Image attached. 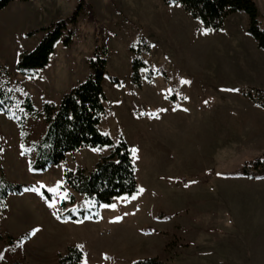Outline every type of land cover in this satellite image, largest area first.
<instances>
[{"label": "rangeland", "instance_id": "374dc122", "mask_svg": "<svg viewBox=\"0 0 264 264\" xmlns=\"http://www.w3.org/2000/svg\"><path fill=\"white\" fill-rule=\"evenodd\" d=\"M84 1L77 26L69 27L75 32L71 45L60 41L49 65L32 77L16 69L20 56L30 52L25 45L46 36L40 29L69 18L79 0H17L0 11V91L13 102L12 116L22 111L26 97L39 111L44 103L58 105L91 76L90 61L104 46L108 75L121 84L104 82L100 130L116 142L124 139L131 152L136 149L132 156L144 191L134 200H118L115 209L102 208L97 220L82 222L63 220L62 202L49 208L36 192L9 196L0 201L5 257L0 264H59L72 248L87 264L148 258L165 264H264V179L230 176L257 158L250 152L258 141L251 137L264 127V109L243 96L253 86L264 90V52L248 34V17L232 15L221 31L205 35L208 29L183 7L162 0ZM255 2L264 29V0ZM140 35L151 46L143 56L146 64L170 77L148 81L142 72L138 87L131 78L130 49ZM183 104L194 111L191 116L176 112ZM46 130L34 114H26L22 130L0 111V178L43 184L41 191L63 182L66 170H91L111 152L81 149L59 167L33 172L34 146ZM36 228L40 231L17 247Z\"/></svg>", "mask_w": 264, "mask_h": 264}, {"label": "trees", "instance_id": "16d2710c", "mask_svg": "<svg viewBox=\"0 0 264 264\" xmlns=\"http://www.w3.org/2000/svg\"><path fill=\"white\" fill-rule=\"evenodd\" d=\"M17 0H0V11L9 7ZM28 2L30 0H19ZM166 6H181L204 28L211 31H221L225 21L232 15L244 14L248 17V34L257 42L259 49L264 50V29L261 26L260 11L255 0H162ZM85 1L79 0L72 15L58 21L49 28H42L39 32H46V36L30 51L20 56L16 66L18 73L32 77L45 69L50 62L55 48L60 41L69 47L75 35L74 28L85 9ZM89 18L95 21L90 10ZM68 35L64 38V33ZM32 35V34H31ZM102 50V51H101ZM133 55L132 81L138 87L145 78L152 81L157 77L168 78L167 72L150 68L143 59L151 51L148 40L140 35L136 45L131 47ZM107 49L98 48L90 61L91 76L67 93L58 105L44 103L41 111L37 110L30 97H26L20 104L21 112L12 116L13 102L8 95L0 91V111L13 117L23 130L26 114H34L42 118L47 125L44 136L35 144V158L31 169L36 173H44L53 167H59L72 152L81 149L100 150L109 148L110 154L102 157L91 170L78 169L64 172L62 191L68 199L61 203L60 217L74 222L84 221L85 217L97 220L102 205H115L123 197L129 199L137 194L139 189L136 166L128 143L121 139L116 142L110 135L103 133L100 126L106 113L107 96L104 82L110 79L119 86L121 81L111 78L107 72ZM243 96L264 109V90L247 88ZM173 99V98H170ZM231 177L247 178L251 180L264 179V154L249 162L242 170L230 174ZM33 186L12 184L0 178V201H5L11 195H22L25 189ZM44 197L52 198L51 193L42 189ZM77 208L73 213L71 209ZM83 253L72 248L68 254L60 259L59 264H80ZM132 264H165L159 258L137 260Z\"/></svg>", "mask_w": 264, "mask_h": 264}, {"label": "snow or ice", "instance_id": "6c2138e0", "mask_svg": "<svg viewBox=\"0 0 264 264\" xmlns=\"http://www.w3.org/2000/svg\"><path fill=\"white\" fill-rule=\"evenodd\" d=\"M208 31L209 30H205L203 34H205V35L208 34ZM181 83L182 84H188L190 82L186 81V80H182ZM171 91L172 90L169 89V93ZM228 91H239V90L238 89H228ZM165 98H167V97H165ZM183 99H187V97H183ZM161 111H164V110L162 109ZM132 152L135 155L136 149H132ZM62 183H63L62 181L61 182H57V184L55 186L46 189L49 193H51V195H52L51 199H49L47 197H44V193L40 191L41 188H46V186L43 185V184H41L39 187H33V188H30V189H25V191L36 192L38 195H41V197L45 199V202L47 203L49 208L55 209L57 203L63 202L64 200L68 199L67 193L62 191ZM143 191H144V189H142V188L138 189L137 194L133 195L130 199H133V200L136 199L137 195L141 194ZM122 199L128 200L129 197H123ZM102 207H110V208L115 209L116 206L113 204V205H102ZM71 211L73 213H75V212L78 211V209L77 208H73V209H71ZM55 214L56 213L54 212V215ZM57 219H60L59 215H57ZM85 219H89V217L86 216ZM117 219H119V218H117ZM65 222H67V221H65ZM79 222H82V221H79ZM39 231H40V229H38V228L33 229L30 233L27 234V237L25 239H22L19 242L17 247H22L23 244L26 242V239H30L31 237L35 236L37 234V232H39ZM78 247L83 249V245H78ZM4 258H5L4 255L2 253H0V260H3ZM107 258L108 257H105V259H107ZM82 264H87V258L86 257L83 259Z\"/></svg>", "mask_w": 264, "mask_h": 264}, {"label": "crops", "instance_id": "0c3cea01", "mask_svg": "<svg viewBox=\"0 0 264 264\" xmlns=\"http://www.w3.org/2000/svg\"><path fill=\"white\" fill-rule=\"evenodd\" d=\"M33 0H30L29 2H32ZM92 5H93V7H94V9H95V11L97 12V14H98V11H97V9H96V7H95V5L92 3ZM107 11H109L110 10V7L108 6V5H106V7H104ZM262 26V25H261ZM42 39L43 38H41L40 36H39V38H37V39H32V40H30V41H28L27 42V45H25V49L26 50H28V51H32V50H34L36 47H37V45L42 41ZM59 44V43H58ZM57 47V46H56ZM263 52H264V50H262ZM167 75H168V77H170V74L169 73H167ZM158 79H160L161 77H157ZM162 78H164V77H162ZM161 78V79H162ZM253 88H254V86H253ZM185 97H187V96H185ZM188 97H187V99H182L184 102H187L188 103ZM184 106H181L182 108H179L178 109V111H176L177 113H179V114H185V115H187V116H191L193 113H194V111L191 109V108H189L188 106H186L185 104H183ZM255 105V104H254ZM256 106V105H255ZM257 107V106H256ZM258 108V107H257ZM186 109V110H185ZM175 113V112H174ZM176 113V114H177ZM254 139H257V141H258V143H257V145L255 146V149H253V151H251L250 153H256L255 154V156L256 157H258V156H260L261 154H263L264 153V127H260V128H257L255 131H254V133L252 134V137H251V140H254ZM255 151H257V152H255Z\"/></svg>", "mask_w": 264, "mask_h": 264}]
</instances>
